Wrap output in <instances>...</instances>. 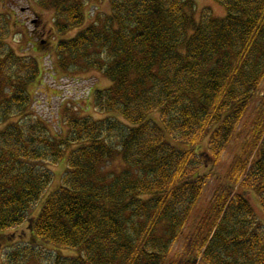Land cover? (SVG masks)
Segmentation results:
<instances>
[{
  "label": "trees",
  "instance_id": "obj_1",
  "mask_svg": "<svg viewBox=\"0 0 264 264\" xmlns=\"http://www.w3.org/2000/svg\"><path fill=\"white\" fill-rule=\"evenodd\" d=\"M47 1L57 31L84 24L89 0ZM215 1L223 17L195 16L191 0H108L58 40L62 68L83 62L108 86L94 91L105 117L69 114L57 131L32 112L39 68L6 44L1 14L0 237L27 222L68 252L49 264H264V0ZM116 155L122 169L106 170Z\"/></svg>",
  "mask_w": 264,
  "mask_h": 264
},
{
  "label": "rangeland",
  "instance_id": "obj_2",
  "mask_svg": "<svg viewBox=\"0 0 264 264\" xmlns=\"http://www.w3.org/2000/svg\"><path fill=\"white\" fill-rule=\"evenodd\" d=\"M191 2L196 11L195 16L203 10L213 17H223L226 14L225 7L215 0ZM83 11L85 20L82 26L59 32L54 28L55 10L47 0H0V17L1 14H6L8 18L6 44L17 54L31 57L39 68L38 77L27 86L32 98V112L46 119L54 131L58 130V126L64 129L63 120L69 114L76 115L77 118L90 116L92 119L106 116L94 108V91L108 86L105 75L80 61L72 66L73 69L62 68L59 62L61 53L56 49L58 40L73 38L89 23L109 14L108 0L85 1ZM41 40L46 42V49L38 47ZM62 61L69 63L68 59L63 58ZM243 139L241 136L231 143L222 156L225 163H229L234 156L241 153ZM122 166L120 157L116 155L107 164L106 170L118 172ZM50 169L53 181L46 191L47 194L59 186L66 170L65 161L52 165ZM205 191L207 198L210 199L213 194L211 180H207ZM41 203L40 201L38 205L33 206L37 209ZM261 219L264 223V217ZM0 247L2 253L0 264H49L57 255L68 253L60 252L57 248L37 240L30 232L27 222L21 227L4 232L3 237H0ZM12 252L20 253L21 258L14 261L11 258ZM24 254H29L31 260L26 261L28 257L23 256Z\"/></svg>",
  "mask_w": 264,
  "mask_h": 264
}]
</instances>
